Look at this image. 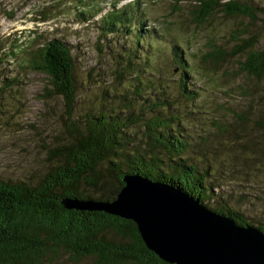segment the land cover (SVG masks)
<instances>
[{
	"label": "rangeland",
	"instance_id": "rangeland-1",
	"mask_svg": "<svg viewBox=\"0 0 264 264\" xmlns=\"http://www.w3.org/2000/svg\"><path fill=\"white\" fill-rule=\"evenodd\" d=\"M251 1L252 20L214 14L195 24L190 0H139L138 6L133 0H0V74L16 79L15 87L0 92V180L35 183L50 167L47 150L66 137L63 102L44 95L47 78L26 68L24 52L60 39L74 62L71 120L123 109L134 99L153 103L157 97L158 103L167 104L162 113L178 118L180 131L187 135L189 148L183 157L206 170L207 182L215 187L207 206H225L250 225L264 227V74L242 71L249 50L225 56L218 64L209 56L213 46L226 55L252 39V51L264 50V0ZM123 9L145 22L138 43L125 30L102 34L101 19ZM173 46H179L189 72L186 89L192 99L180 91L182 71L173 62ZM128 56L131 68L118 75L129 64ZM139 107H132L135 113ZM127 133L138 141L142 124ZM103 237L116 240L110 232ZM49 258L40 264L96 261L94 256L73 260L63 251Z\"/></svg>",
	"mask_w": 264,
	"mask_h": 264
},
{
	"label": "trees",
	"instance_id": "trees-1",
	"mask_svg": "<svg viewBox=\"0 0 264 264\" xmlns=\"http://www.w3.org/2000/svg\"><path fill=\"white\" fill-rule=\"evenodd\" d=\"M133 1L134 5L139 3ZM190 3L189 16L195 24L205 23L214 14L255 18L251 0H190ZM139 18L126 14V9L111 11L101 19L102 34L117 35L125 30L129 32L126 36H132L138 43L140 30L145 27L144 20ZM137 23L140 29H135ZM255 44L253 39L244 42L242 49L226 55L213 46L209 56L213 64H218L225 56L232 58L249 50L242 71L260 77L264 74V50L252 51ZM178 48L173 46L171 55L182 71L180 91L192 99L193 93L186 89L189 72ZM24 52L26 68L47 78L49 87H44V95L62 100L68 122L64 124L66 137L46 152L49 169L35 183L0 180V264H40L47 255L50 260L55 259L59 251L73 260L94 256L95 264H167L146 249L132 221L102 212L66 210L61 205L64 198L111 202L123 187L122 178L127 174L171 186L237 226L250 225L237 211L207 206L206 201L213 200L215 187L207 182L206 170L183 157L189 148L187 135L180 131L178 118L162 113L167 107L165 102L158 103L157 97L153 103L145 98L142 102L134 99L123 109L87 113L80 121H73L76 85L74 62L67 45L60 39H52ZM131 59L128 56L129 64L118 75L131 68ZM15 82L16 79L0 74V92L15 87ZM136 93L141 100L138 88ZM136 104L140 106L138 113L133 109ZM148 112L153 115L146 116ZM139 123L142 138L135 141L127 132ZM252 227L264 234L263 226ZM105 232L112 233L116 240L104 239Z\"/></svg>",
	"mask_w": 264,
	"mask_h": 264
},
{
	"label": "water",
	"instance_id": "water-1",
	"mask_svg": "<svg viewBox=\"0 0 264 264\" xmlns=\"http://www.w3.org/2000/svg\"><path fill=\"white\" fill-rule=\"evenodd\" d=\"M111 202L64 198L66 210L132 221L146 249L167 264H264V234L208 210L181 191L138 175Z\"/></svg>",
	"mask_w": 264,
	"mask_h": 264
}]
</instances>
